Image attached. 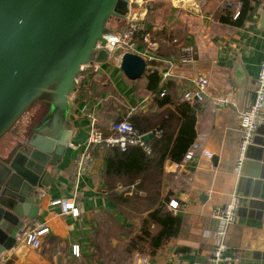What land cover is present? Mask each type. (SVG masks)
<instances>
[{"label":"crops","instance_id":"0c3cea01","mask_svg":"<svg viewBox=\"0 0 264 264\" xmlns=\"http://www.w3.org/2000/svg\"><path fill=\"white\" fill-rule=\"evenodd\" d=\"M142 1L143 21L150 32L144 42H137L136 52L145 59L146 71L137 79H128L120 71L114 55L100 63L97 74L87 70L79 72L69 96L67 115L73 137L58 166L49 169L55 178L54 184L45 188L44 196L36 197L35 194L38 214L24 223L28 227L39 224L48 227L42 249L36 252L28 248L24 255L16 256L13 250L19 244H15L0 257V264H96L92 236L100 216L111 214L118 226L125 228H129L130 222L103 195V152L106 149L96 153L92 173L75 180V157L89 134L91 120L104 127L123 117L130 120L138 115L144 119L154 118L150 120L157 125L161 115L169 113L171 120L179 121L175 104L181 99L188 80L196 74L205 75L209 81L208 95L203 105L194 111L196 136L193 146L196 148L185 162L167 160L160 182V192L168 195L167 209L180 221L179 230L155 258L135 253L130 264H140L143 260L154 264H206L214 244L212 231L217 226L209 216V210L212 206L223 205L232 193L239 195L240 203L236 220L226 236L228 249L239 255L237 264H264V179L243 174L251 166L241 167L239 174L235 172L239 140L237 111L232 106L218 107L211 99L218 94H227L233 95L238 102L234 68L239 64L246 83L240 105L244 108L253 101L251 92L264 53V18H261L264 0L249 2L250 10L240 25L234 24V19L239 14L242 0ZM226 11L231 20L227 19ZM114 21L122 25L120 20L115 18ZM182 45L194 47L193 64L182 65L175 61ZM169 62L173 64L168 79L164 83L160 80L155 91H148V68L160 77ZM162 86L169 93L170 102L159 105L154 98L162 97L159 95ZM176 124L178 122L173 121V125ZM24 126L25 123L18 135L23 133ZM258 130L256 133L264 140V125ZM14 139H1L0 152L13 145ZM110 149L116 148L107 150ZM204 150L211 153L210 157L202 154ZM263 151V145L253 143L246 162H255L256 155ZM215 156L216 159H212ZM131 193L124 194L129 196ZM56 197L73 199L79 216L61 214L59 207L51 206L49 201ZM171 200L177 202L176 209L169 206ZM112 227L117 229L116 225ZM116 243L117 239L112 237L110 246ZM72 244L79 245L78 256L71 253Z\"/></svg>","mask_w":264,"mask_h":264},{"label":"water","instance_id":"95a60500","mask_svg":"<svg viewBox=\"0 0 264 264\" xmlns=\"http://www.w3.org/2000/svg\"><path fill=\"white\" fill-rule=\"evenodd\" d=\"M127 8L128 0H0V138L32 103L49 97L45 117L41 110L46 106L33 115L28 131L0 152V257L14 247L25 221L38 214L37 190L54 184L49 169L58 166L73 137L67 115L76 77L82 65L107 60L105 50L95 53V45L103 43L108 20H121ZM118 67L134 80L146 71V61L138 53L124 52ZM234 74L241 109L246 83L239 64ZM251 96L253 100L254 92ZM255 134L252 144L264 146ZM151 137L148 132L141 139ZM256 156L255 162L244 160L242 169L251 168L243 174L264 179V151ZM27 251L19 244L13 255Z\"/></svg>","mask_w":264,"mask_h":264},{"label":"trees","instance_id":"16d2710c","mask_svg":"<svg viewBox=\"0 0 264 264\" xmlns=\"http://www.w3.org/2000/svg\"><path fill=\"white\" fill-rule=\"evenodd\" d=\"M250 1L259 0H242L234 24L240 25L244 21L250 10ZM226 13L227 19L231 20L229 11ZM148 31L144 23L137 42L143 41ZM146 78L148 91H155L160 82L158 73L148 68ZM168 98L169 93L164 91L162 97L155 96L154 99L157 104L164 105L170 102ZM203 103L185 101L181 95L175 104L180 115L179 121L175 118L171 120L169 113L162 114L158 121L155 117L157 125L150 120L154 118L144 119L138 115L130 118L140 133H152V138L146 143L148 152L141 146H129L124 152L117 149L104 150L103 195L121 211L120 214L130 222V226H118L111 214L100 216V223L92 236L96 264H130L132 254L135 253L155 258L158 251L177 234L180 221L167 209L168 195L160 192L163 166L167 160L185 162L188 156L194 154V111ZM173 121L178 124L173 125ZM13 126L15 131L18 130L16 124ZM131 186V195H125ZM112 225H116L117 229H113ZM112 237L117 239L113 247L110 246ZM100 238L103 242H100Z\"/></svg>","mask_w":264,"mask_h":264},{"label":"built area","instance_id":"2783aa9c","mask_svg":"<svg viewBox=\"0 0 264 264\" xmlns=\"http://www.w3.org/2000/svg\"><path fill=\"white\" fill-rule=\"evenodd\" d=\"M142 0H128L127 12L122 19V25L118 28L108 29L103 34V43L97 41L95 53L105 50L107 58L116 55L117 62H120L121 55L124 52H136L137 38L144 28V9ZM264 6V2H263ZM140 55V54H139ZM196 51L191 45H182L176 55L175 61L182 65H190L195 62ZM173 62L160 72V80L164 83L171 74ZM100 69V63L93 61L82 65L80 71L87 70L90 73L97 74ZM208 78L205 75L196 74L191 77L186 87L182 91V99L188 102H203L208 93ZM164 86L161 87L160 96L164 95ZM254 97L251 104L245 108H238L236 99L233 95L218 94L211 97L212 102L218 107L232 106L237 111L239 125V140L236 150L234 170L239 174L245 160L246 151L252 144L256 130L259 125L264 124V53L261 58L258 72L255 80ZM131 123L127 117L108 123L106 126H99L94 119L90 122L89 134L85 139L79 153L74 161V177L79 180L81 177L92 173L96 153L103 149L116 148L120 152L126 151L129 146H141L147 152L149 148L141 139L142 135ZM157 135L159 133L157 132ZM206 157L211 153L204 150L202 152ZM120 187V185H118ZM47 193L45 188L38 189L36 197L44 196ZM131 192H127L130 194ZM240 198L236 193H232L229 199L223 205L212 206L209 210V216L215 220L217 226L212 231L214 244L206 261V264H237L239 255L232 253L228 249L226 236L229 227L235 222L239 209ZM51 206L59 207L61 214H70L73 217L79 216V210L71 201L63 198H52L49 201ZM169 206L177 208L176 201H169ZM48 227L39 224L34 227L25 226V224L15 234V244H24L29 249L40 252L42 249L43 236L47 233ZM71 253L79 255V245L72 244ZM140 264H154L143 260Z\"/></svg>","mask_w":264,"mask_h":264},{"label":"flooded vegetation","instance_id":"af4514ba","mask_svg":"<svg viewBox=\"0 0 264 264\" xmlns=\"http://www.w3.org/2000/svg\"><path fill=\"white\" fill-rule=\"evenodd\" d=\"M111 19H115V18H111ZM108 21H110V19L108 20ZM49 101V97H43L42 99H39V100H36V102L35 103H32L26 110H25V112L22 114V116L16 121V125H17V127H18V130L20 129V127H22V124L23 123H25V126H24V131L26 130V131H28L27 129H29L28 128V125H29V122H30V120H33L34 119V117H33V115H35V113L38 111V110H40L41 108H43L44 106H46V108L44 109H42L41 110V112H42V116L43 117H45V115H46V112L48 111V106H47V103L46 102H48ZM46 104V105H45ZM49 105V104H48ZM41 116V117H42ZM13 127L14 126H12V128L10 129V131H8L5 135H3L1 138H0V140L1 139H4V138H16L17 136H18V130H14L13 129ZM23 131V132H24Z\"/></svg>","mask_w":264,"mask_h":264},{"label":"rangeland","instance_id":"374dc122","mask_svg":"<svg viewBox=\"0 0 264 264\" xmlns=\"http://www.w3.org/2000/svg\"><path fill=\"white\" fill-rule=\"evenodd\" d=\"M122 24V23H121ZM120 25H117L113 19L110 18V21L107 22V27L110 29L118 28ZM102 65V64H101ZM119 74V73H118ZM106 222V220H105ZM100 242H103V240L100 238Z\"/></svg>","mask_w":264,"mask_h":264}]
</instances>
